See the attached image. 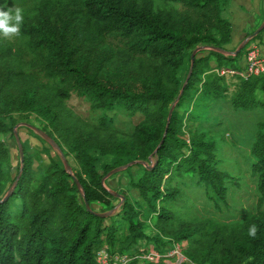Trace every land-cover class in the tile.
Listing matches in <instances>:
<instances>
[{
	"label": "trees",
	"instance_id": "16d2710c",
	"mask_svg": "<svg viewBox=\"0 0 264 264\" xmlns=\"http://www.w3.org/2000/svg\"><path fill=\"white\" fill-rule=\"evenodd\" d=\"M227 2L0 0L3 10L19 7L24 13L18 37L0 35V264H97L104 246L134 255L145 243L161 253L180 244L188 259L183 264H264V119L251 147L258 211L226 221L182 218L178 207L180 181L189 174L216 209L227 204L231 175L219 167L215 136L222 104L229 101L236 113L264 109V74L244 79L215 71L242 68L247 51H229ZM255 31L245 39L263 41L264 29ZM201 46L207 48L196 53L186 84L192 54ZM73 93L89 103V117L67 105ZM119 110L129 119L122 120ZM138 114L143 119L135 124ZM23 121L50 136L76 164L72 172L29 126L44 145L32 152L29 140L22 141L23 170L21 159L10 166L12 153L2 136H15ZM132 161L138 164L114 176L120 185L127 173L128 190L139 196L116 190L125 196L121 203L104 177ZM19 173L12 195L2 201ZM119 203L110 216L96 214ZM253 224L258 231L250 237Z\"/></svg>",
	"mask_w": 264,
	"mask_h": 264
},
{
	"label": "rangeland",
	"instance_id": "374dc122",
	"mask_svg": "<svg viewBox=\"0 0 264 264\" xmlns=\"http://www.w3.org/2000/svg\"><path fill=\"white\" fill-rule=\"evenodd\" d=\"M231 1L233 3H236L235 0H228L226 9L224 11V15L226 17H228L230 13L229 5ZM240 4L244 6L243 12L235 9V6L231 11V14L234 15V20H237V22H235L236 26L233 27V32L235 34L234 38L237 39L242 35L243 38L246 37L245 33L249 32V29L255 26L253 0H246L245 2L243 1ZM263 15L264 7L258 19L256 27L253 30H257L262 25L264 21ZM248 38L249 39L247 40H245L244 38V42L247 41V44L244 48H246L247 50L253 37L250 36ZM236 49L237 46L235 48H229V51L232 52ZM246 54L247 51L244 56H246ZM229 81L237 82V79H229ZM234 89L235 87L232 86L230 92L234 91ZM67 105L83 118L90 116L89 103L75 93H73L72 97L67 101ZM222 105L224 106L221 116L222 123L218 131L215 133V136L217 137V152L220 161L219 167L223 171L231 175V178L227 181V204H222L221 210L216 209L211 203H209V201H207L203 185L199 184L195 175L189 174L180 181L182 195L180 197L178 207L180 209V216L182 218L215 217L219 220L233 221L241 219L251 211L257 212L259 209L256 178L252 173L253 157L251 155V147L256 132V124L259 120L264 119V109H257L251 112L236 113L229 106V101L228 103H223ZM117 113L122 120L129 119L124 111L119 110L117 111ZM111 114H113V112ZM32 118V121L38 124V121H36L34 117ZM142 119V115L138 114L132 118V121L137 124ZM25 123L35 126V124L33 123L23 121L16 125V129L18 128L17 132L22 141L29 140L32 147L30 151L33 152L37 149H40L42 145H44V142L38 137L30 134V132L26 128ZM18 125L19 127H17ZM2 139L8 143L12 153V161L10 166L16 168L21 159L19 144L17 142L16 136H12L10 133L4 134L2 136ZM54 148L57 150L56 147ZM45 156L46 155H44V158ZM154 163V159H152L151 163L147 164L150 166H154ZM38 164L39 160L35 159V167H37ZM71 164L76 165L72 159ZM116 173L119 174V172ZM116 173H112L109 176L107 175V178L105 179L107 180V187L111 190V192L118 193L116 190H121L137 198L139 196V193L136 189L128 190L129 175L125 173L122 183L118 185L119 176L115 177L114 174ZM133 173L134 175H137V166L133 167ZM15 174L16 172L14 170L12 173V177H14ZM12 186L13 185L8 188L6 194L10 191ZM119 198L121 199V197ZM120 204L121 203L117 205V210ZM261 210H264V205L262 206ZM148 247L154 248L153 244L151 243H145V245H143L141 248ZM145 263L146 262L140 260V264Z\"/></svg>",
	"mask_w": 264,
	"mask_h": 264
},
{
	"label": "built area",
	"instance_id": "2783aa9c",
	"mask_svg": "<svg viewBox=\"0 0 264 264\" xmlns=\"http://www.w3.org/2000/svg\"><path fill=\"white\" fill-rule=\"evenodd\" d=\"M251 39V38H250ZM221 76H239L249 79L253 76L264 74V42L260 39L250 41V46L245 56V65L242 68H215ZM134 259L156 264H183L188 259L180 244H175L168 253H161L155 248H140L139 252L131 253L111 252L108 246L98 250L97 264H130Z\"/></svg>",
	"mask_w": 264,
	"mask_h": 264
},
{
	"label": "water",
	"instance_id": "95a60500",
	"mask_svg": "<svg viewBox=\"0 0 264 264\" xmlns=\"http://www.w3.org/2000/svg\"><path fill=\"white\" fill-rule=\"evenodd\" d=\"M264 29V21H263V23H262V25L255 31V36L256 35H258L262 30ZM247 44V41H245V42H243L235 51H234V55H237V54H239V52L245 47V45ZM204 48H207V47H203V46H201V47H198L194 52H193V54H192V66H191V69H190V72H189V74H188V77H187V80H186V84H187V82H188V80L190 79V77H191V74H192V70H193V64H194V61H195V57H196V53L198 52V51H200V50H202V49H204ZM218 50H220V49H218ZM185 84V85H186ZM177 102V101H176ZM176 102L172 105V107H171V109H170V111H169V116H168V125H167V127H166V131H165V134H164V138L166 137V135H167V132H168V128H169V123H170V120H171V117H172V113H173V110H174V107H175V104H176ZM25 125L26 126H29V127H31L32 129H34V130H36L38 133H40L44 138H46L54 147H56L57 148V150L60 152V154H61V156H62V159H63V162H64V164H65V167H66V169L69 171V172H72V166H71V164L69 163V161H68V159H67V157L63 154V152L60 150V147L50 138V136L48 135V134H46L45 132H43L41 129H39L38 127H36V126H33V125H30V124H27V123H25ZM17 127H19V125L17 126ZM15 136H16V139H17V142H18V144H19V150H20V157H21V162H22V165H21V168H20V173L22 172V170H23V163H24V160H25V153H24V148H23V145H22V140H21V138H20V136H19V134H18V132H17V129H16V127H15ZM164 142V139L161 141V143H160V146L162 145V143ZM140 163V162H139ZM141 163H143L144 165H147V163L146 162H141ZM135 164H138V161H132V162H130V163H128V164H125V165H123V166H120V167H118V168H115V169H113L112 171H110L107 175L109 176V175H111L112 173H116V172H120V171H123V170H125V169H127V168H129L130 166H133V165H135ZM148 166V168H153V166H150V165H147ZM18 174V176H17V180L14 182V184H13V186H12V188L10 189V191L5 195V197L2 199V201H7L8 199H9V197L12 195V193H13V191H14V189H15V187H16V185H17V182H18V180H19V178H20V176H21V174ZM107 175L104 177V180L107 178ZM75 180H76V182H77V184H78V186H79V188H81V185H80V183H79V181L75 178ZM115 195H117V196H119V197H121V203L125 200V196L124 195H121V194H119V193H114ZM86 206H87V209L88 210H92V207H91V205L86 201ZM117 208H114V209H112L111 211H109V212H104V213H99V212H96V214H98V215H101V216H104V217H107V216H110V215H112L114 212H115V210H116Z\"/></svg>",
	"mask_w": 264,
	"mask_h": 264
},
{
	"label": "clouds",
	"instance_id": "9594fccd",
	"mask_svg": "<svg viewBox=\"0 0 264 264\" xmlns=\"http://www.w3.org/2000/svg\"><path fill=\"white\" fill-rule=\"evenodd\" d=\"M24 22L23 10L19 7L9 8L7 11L0 8V35L6 39L18 37L21 31V25ZM257 226L251 225L248 229V235L255 237L257 234Z\"/></svg>",
	"mask_w": 264,
	"mask_h": 264
},
{
	"label": "crops",
	"instance_id": "0c3cea01",
	"mask_svg": "<svg viewBox=\"0 0 264 264\" xmlns=\"http://www.w3.org/2000/svg\"><path fill=\"white\" fill-rule=\"evenodd\" d=\"M236 3H233L231 1L230 5H229V19L231 20V23H232V26H236L235 22H237V20H234V15L231 14V11H232V8L234 7L235 9H238L240 12H243L244 11V6H242L240 3L241 2H245L246 0H235ZM253 7H254V17H255V26L252 28L249 29V32H251L255 27H256V24L258 22V19L260 17V14L263 10V7H264V2L263 0H253ZM252 26V25H251ZM234 31V30H233ZM248 33V32H247ZM247 33H245V36L247 35ZM234 32H232V36H233V40L231 42V44L229 45L228 48H235L237 46V48L244 42V38H243V35L240 37V38H234ZM249 39V38H247ZM245 39V40H247ZM264 41V40H263ZM241 64H243V66L245 65V56H243L242 60H241Z\"/></svg>",
	"mask_w": 264,
	"mask_h": 264
}]
</instances>
